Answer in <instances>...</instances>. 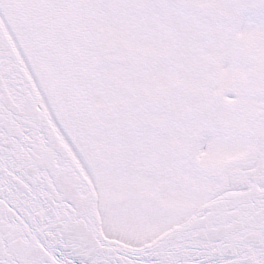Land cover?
<instances>
[{
  "label": "snow or ice",
  "instance_id": "1",
  "mask_svg": "<svg viewBox=\"0 0 264 264\" xmlns=\"http://www.w3.org/2000/svg\"><path fill=\"white\" fill-rule=\"evenodd\" d=\"M0 264H264V0H0Z\"/></svg>",
  "mask_w": 264,
  "mask_h": 264
}]
</instances>
